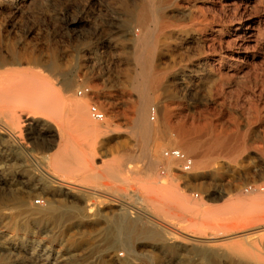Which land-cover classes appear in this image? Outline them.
I'll use <instances>...</instances> for the list:
<instances>
[{
  "label": "bare ground",
  "instance_id": "obj_1",
  "mask_svg": "<svg viewBox=\"0 0 264 264\" xmlns=\"http://www.w3.org/2000/svg\"><path fill=\"white\" fill-rule=\"evenodd\" d=\"M30 1L0 0V14L5 10L16 14ZM119 2L126 12L123 22L112 21L98 28L105 35L93 43L78 45L68 54H61L54 46L44 55L36 46L11 38L0 25V162L26 167L24 174L29 180L34 178L32 166L40 168L39 183L29 187L28 181H23L30 190L21 189L8 199L0 198V220L12 224L19 218L23 225L35 224L47 235V239L21 244L0 241V264H155L150 258H140L136 246L150 244L173 253L174 242L178 240L188 244L189 250L201 254H206L208 249L218 255L227 254L214 236L194 235L185 227L169 224L149 205L137 206V214L129 215V209L136 207L137 200L144 201L143 195L135 189L124 190L119 195L110 191L115 198L105 202L110 209L103 212L102 201L95 198L103 192L99 186L60 173L73 168L74 159L68 149L73 125L84 128L96 138L112 131L109 126L90 118L88 97H102L112 106L115 98L100 94L96 87L95 94L85 93L81 97L74 91L81 75L87 80L97 75V63L90 58V53L118 46L129 49L133 61L123 86L135 90L138 98H127L132 102V111L127 117L129 131L137 142L135 150H126L127 161H144L141 171L144 177L156 175L160 166H164L172 178L169 183H161L170 185L183 173H173L179 162L166 158L165 149L179 147L195 156L203 146L196 135L197 128L187 129L171 123L173 116L180 115L167 104L168 99L174 97L173 83L197 87L221 77L223 68L232 70L233 75L239 74L246 66L249 43L262 36L259 28H253V19L245 17L249 8L247 0ZM87 16L85 7L80 8L75 17L63 14L61 27L71 38L80 36L79 28L87 23ZM231 33L235 34L234 41L228 39ZM183 50L188 54L187 60L183 59L173 77H168L161 68L162 56ZM233 52L239 56H234ZM162 93V102L158 103ZM46 111H53L55 117H50ZM153 112L154 121L151 120ZM156 116L158 121H155ZM57 138L59 149L48 152ZM45 140L54 141L45 147ZM225 140V133L217 134L206 144L202 153L195 156L193 172H200L199 169L209 165L214 160L212 150L221 147ZM244 146L242 143L234 149L233 157L238 158ZM254 166L262 174V180L249 183L247 186L251 189L244 192L251 195H237L232 203L237 209L248 207L264 214V165ZM78 171L83 173L82 168ZM1 175L0 163V184H5ZM161 186L150 182L153 190ZM33 194L46 197L32 202ZM186 201L193 202L187 197ZM8 206L14 209L12 214L7 213ZM262 226L264 223L253 227L251 233L262 234L264 238ZM251 233L235 236H244L239 244H248L255 252H262L249 238ZM56 243L60 244L59 249ZM119 248L124 252H119ZM238 253L234 250L228 255L234 258V264L262 262L252 251Z\"/></svg>",
  "mask_w": 264,
  "mask_h": 264
},
{
  "label": "rangeland",
  "instance_id": "obj_2",
  "mask_svg": "<svg viewBox=\"0 0 264 264\" xmlns=\"http://www.w3.org/2000/svg\"><path fill=\"white\" fill-rule=\"evenodd\" d=\"M247 1L249 8L245 17L253 19V28H259L262 36L257 39L255 37L249 43L243 70L233 75L232 70L223 68L221 77L197 87H187L175 82L172 87L174 97L167 101L173 111L180 112V115L171 119L174 126L183 125L187 129L199 130L196 135L202 140L203 146L197 155L202 153L204 146L217 134H226L225 143L211 152L214 160L205 168L199 169L200 172L181 174L180 179L174 180L173 184L163 185L161 181L169 183L171 175L162 176L159 168L156 175L144 177L141 172L144 161H127L126 150L137 148L136 139L129 131L127 117L131 114L132 102L127 98H138L135 90L123 86L126 72L133 61L128 48H103L96 52L97 57V54L90 53V58L97 63L96 73L100 77L96 75L87 80L81 75L78 86L74 89L79 97L84 95L80 91L83 87H89L93 94L96 87L100 94L115 98V105L112 106L103 101L102 97H88L89 107L96 103L107 115L103 122L90 118L102 126H109L112 131L96 138L84 128L73 125L68 147L74 159L73 168L60 173L86 184L99 186L103 192L95 198L102 201L103 212L110 209L105 202L115 198L110 191L119 195L124 190L135 189L143 195L144 201L137 200L136 207L129 209V215L137 214V206L149 205L169 224L185 227L194 235L214 236L227 253L218 255L215 250L208 249L206 254H201L189 250L190 246L182 240L174 242L173 253L166 252L159 246L138 244V256L142 259L150 258L155 264H234V258L228 256L234 250L239 253L252 251L262 258L261 264H264V238L262 234L259 236L251 233L253 227L264 223V214L253 212L248 207L237 209L232 203L237 195H251L244 192L245 187L262 180V174L254 165H264V0ZM84 7L88 15L87 23L80 26V36L71 38L61 27L60 17L63 14L75 17L80 8ZM125 18L126 12L119 0H31L16 14L9 10L3 11L0 14V25L4 26L11 38H17L21 44L36 46L44 55L49 54L54 46L61 54H68L78 45L93 43L105 35L98 28L112 21L122 23ZM228 39L234 41L235 34H229ZM233 53L234 56H239L238 53ZM187 55L184 50L175 55H164L161 58V68L168 77H173L182 60H187ZM162 96L163 93L157 99L158 103L162 102ZM46 114L55 117L53 111H46ZM158 119L156 116L155 121ZM151 120L154 121L152 113ZM52 141L54 140H45L43 145L47 147ZM58 143L59 138L53 148L47 151L56 152L59 149ZM242 143L245 146L238 158L233 157V150ZM191 156L195 159L194 155ZM0 163L1 176L6 181L5 184H0L2 199L12 197L21 189L30 190V185L40 182V168L36 166H32L34 178L29 180L24 174L26 167L16 163ZM80 168L83 173H79ZM131 169L135 171L132 172ZM24 180L28 181L29 187H26ZM153 181L162 185L161 188L151 189L150 182ZM194 193L199 196L195 197ZM42 196L46 197L33 194L30 199L34 202ZM186 197L193 202L188 204ZM201 202L204 204L200 205ZM13 212L12 206H8L7 213ZM103 225L107 227L106 223ZM39 230L42 229L35 224L31 227L23 225L19 218L12 224L0 220V241L21 244L33 239H47L46 233ZM248 232L251 233L249 238L262 248V252H255L248 244H239L244 236L235 235ZM55 247L59 249L60 244L56 243ZM119 252L124 250L119 248Z\"/></svg>",
  "mask_w": 264,
  "mask_h": 264
},
{
  "label": "built area",
  "instance_id": "obj_3",
  "mask_svg": "<svg viewBox=\"0 0 264 264\" xmlns=\"http://www.w3.org/2000/svg\"><path fill=\"white\" fill-rule=\"evenodd\" d=\"M81 94L90 93L89 87H83L81 90ZM89 113L92 119L96 121H105L107 118L106 113L100 108V106L96 103L91 104L89 108ZM154 112L152 113V119H154ZM164 155L166 158H173L179 162V165L173 168V173H183V174H192L194 171V157L190 154L186 153L184 150L179 147H169L164 151ZM160 173L162 176H167L170 172L164 166L160 167ZM251 186H247L245 191H249ZM195 197H198V193H194Z\"/></svg>",
  "mask_w": 264,
  "mask_h": 264
}]
</instances>
